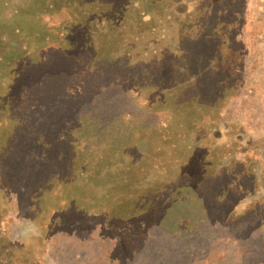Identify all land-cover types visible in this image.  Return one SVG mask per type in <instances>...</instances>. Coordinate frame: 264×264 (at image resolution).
Here are the masks:
<instances>
[{
    "label": "rangeland",
    "instance_id": "1",
    "mask_svg": "<svg viewBox=\"0 0 264 264\" xmlns=\"http://www.w3.org/2000/svg\"><path fill=\"white\" fill-rule=\"evenodd\" d=\"M0 231L12 264H264V0H0Z\"/></svg>",
    "mask_w": 264,
    "mask_h": 264
},
{
    "label": "trees",
    "instance_id": "2",
    "mask_svg": "<svg viewBox=\"0 0 264 264\" xmlns=\"http://www.w3.org/2000/svg\"><path fill=\"white\" fill-rule=\"evenodd\" d=\"M207 220H210V219L207 218ZM15 252H16V249L14 248L12 243L11 244L8 243L7 245L3 242V240L2 241L0 240V264H6V262H8V264H12L10 259L11 258L15 259ZM4 255L5 257H3Z\"/></svg>",
    "mask_w": 264,
    "mask_h": 264
}]
</instances>
